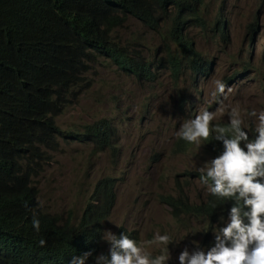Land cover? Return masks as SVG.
I'll list each match as a JSON object with an SVG mask.
<instances>
[{
  "label": "clouds",
  "instance_id": "clouds-1",
  "mask_svg": "<svg viewBox=\"0 0 264 264\" xmlns=\"http://www.w3.org/2000/svg\"><path fill=\"white\" fill-rule=\"evenodd\" d=\"M9 9L15 13L18 21L24 23L28 21V7L25 0H7ZM202 1V0H201ZM130 4L136 10L135 13L126 11V6ZM219 8L218 16L214 23L208 22L206 0L200 7V15L203 14L205 19V27H201L200 23H189L185 33L189 39L193 41L196 51L199 52L197 41L191 36L190 31L194 27H199L210 31L218 44H225L227 41L224 34H220L219 27L222 32L227 33V39L230 40L227 29V17H222L223 6ZM206 6V7H205ZM206 9V10H205ZM98 11L112 12L122 18V21L113 28L116 41L129 43L132 50L142 53L145 61L152 63L153 70L156 72V80L152 78L150 69L140 63H131L130 69L127 65H117L106 62L104 59L96 60L91 65L88 79L92 82L93 74L97 68L112 69L116 67L119 74H123L127 78L132 76L149 89L153 87L162 76L165 70L161 68L160 57L165 56L162 52V39L166 35L168 25L164 17L165 14L153 4L145 0H58L54 4L49 18V30H55L63 35L70 45L86 46L90 48L93 55L97 54L95 50L98 48L99 40L103 35L102 27L95 22V15ZM140 25V28L138 26ZM133 26L131 39L125 40L122 31ZM25 24L18 25L14 32L7 33L0 26V37L5 41L14 38L23 28ZM153 27V29L151 28ZM251 32L256 34V26L251 27ZM154 36L158 37L161 42L158 46L151 45L150 48L145 45L146 40H150ZM256 50V49H255ZM94 51V52H93ZM150 51L152 57L146 58L144 52ZM251 52V53H250ZM248 58L255 55L254 49H249ZM92 55V56H93ZM154 55L159 56L157 58ZM161 55V56H160ZM204 60L196 62L201 67V73L196 74L192 66H188L184 71L191 69L195 73L194 78H204L208 75L207 69L209 65L215 62L211 53L201 54ZM91 56L83 57L84 62L91 59ZM10 64L14 66V71H19L23 67L26 71L28 81L19 82V85H30L31 79L37 77L41 88L49 81V71L41 62L38 52L31 47H19L10 59ZM244 66V64H242ZM215 66V64H214ZM213 66V67H214ZM160 69H159V68ZM245 67V66H244ZM252 67V66H251ZM136 70L139 78L131 73ZM250 68L245 73H250ZM264 70V68H263ZM169 71V70H168ZM183 71V72H184ZM252 73L257 74V69ZM172 80L180 84L182 75L176 81L170 72ZM239 73L228 77L225 84L217 80L215 82L216 91L213 95L224 94L225 87L236 83ZM260 81V92L264 94V72L261 76H256ZM196 87L190 93L188 88H184L183 94L180 95V108L185 106L190 110H194L192 118L183 121L177 130L176 150L180 152L182 144L187 143V150L193 148L194 145L202 144L207 151L215 157L206 161L203 166L199 167L197 173L198 178L207 186L208 200L209 195L219 198H231L233 205L227 211H215L210 215L196 214L192 211H185L179 217L174 214V207H171L174 218H178L184 222V217L188 215H205L209 218V229H204L203 238L204 246L201 247L198 241L193 240L194 247L189 250L187 246L180 251L177 256L178 264H264V107L259 110H251L247 113L253 118V124L248 127L244 123L241 111L233 108L229 113L228 123H215L214 113L208 110L198 108L199 81L196 80ZM91 86V87H92ZM76 91V94H70L66 103L63 105L62 111L54 117L57 134L54 138L52 147L43 141V134L49 127L47 117V108L42 107L41 112L35 115L34 123L28 127L29 134L22 140L16 138H7L10 140L11 148L19 147V162L26 168L31 165L35 173L32 176L30 187L32 190L11 195L0 205L8 211H34L53 217L57 221L58 226L67 228L72 240L69 245L59 246L55 243L52 234L40 231V220L33 216L31 224L36 232L27 234L17 233L12 230L0 229V264H66V260L70 259V264H167L170 258L169 244L172 243L173 237L167 232L164 234L154 233L152 241L142 242L139 236L134 232L133 238L130 237L126 228H122L116 234L106 231L107 223L110 216L114 213L118 203V182L121 178L110 175L100 178L94 186L90 183L86 191L90 193L83 206V209L77 213L70 210L67 215L56 212L45 211L39 202V186L37 185L38 176L56 161L59 153H67L64 149V143L85 144L92 148V155L98 156L104 153H112L114 158H118L122 152V144H120L121 124L129 123V120L118 119V116L99 118H91L88 122L80 124L75 128H65L58 123V118L66 114L75 106L81 105L86 101L83 95L91 89ZM118 90V101L115 103L112 97H109L110 103L115 108L119 106L127 109L131 108L135 103L136 96H130L129 99L122 102V99L131 95L128 88L116 87ZM32 93L35 90L24 88L23 92ZM190 94V95H189ZM76 96V97H74ZM107 98V97H105ZM100 96L93 98L98 102ZM197 113V114H196ZM196 114L195 116H193ZM89 125H96L97 131L102 134L100 138H110V144L103 146L98 145L91 138L94 136H84ZM2 139V138H0ZM161 140V138H160ZM186 150V151H187ZM185 151V152H186ZM184 153V152H180ZM87 165V169L91 170V166ZM201 175V176H200ZM211 181V183H208ZM100 188V194L95 198V192ZM164 199V198H163ZM177 199H184L179 197ZM186 200V199H185ZM187 201V200H186ZM90 203L98 205L105 204L110 207L109 217L100 221L101 237L99 238V250L103 240L109 243L108 255L87 252V242L84 235V221L87 217V208ZM189 203V202H188ZM205 202L192 205H201ZM223 212V213H222ZM222 221V222H221ZM218 223L220 225L218 226ZM103 224V225H102ZM118 226V225H117ZM131 231V230H130ZM6 233V234H5ZM196 232H192L195 234ZM5 234V236H3ZM182 240V239H181ZM180 241V240H179ZM176 241V242H179ZM160 243L164 245L158 254L153 255L147 251L144 245L146 243ZM76 251H79L78 254ZM97 255V256H96ZM95 259V262H94ZM173 264H177L174 262Z\"/></svg>",
  "mask_w": 264,
  "mask_h": 264
},
{
  "label": "rangeland",
  "instance_id": "rangeland-1",
  "mask_svg": "<svg viewBox=\"0 0 264 264\" xmlns=\"http://www.w3.org/2000/svg\"><path fill=\"white\" fill-rule=\"evenodd\" d=\"M206 3L209 11L207 19L212 24L224 4L222 17L228 19L227 32L230 37L227 43L221 45L213 41L214 35L210 31L199 27L191 29L190 34L197 41L199 52L211 53L215 60V66L208 75L196 79L195 73L188 69L183 72L180 84H177L167 71L149 89L133 76L127 78L119 74L116 67L97 68L93 74V86L83 95L86 101L59 116L58 123L73 129L91 118L102 116L129 120V123L121 124L120 144L123 148L120 156L114 158L109 152L93 156L92 148L88 145L64 143L67 153H59L56 161L37 178L42 208L49 213L65 215L70 210L78 213L83 209L90 197L86 191L89 179L94 186L107 175L121 178L118 182L117 207L108 220L106 231L117 235L122 228L135 230L142 242L152 241L154 233L167 232L174 240L168 246L170 258L167 264H178L180 251L185 246L192 250L193 240L205 247L203 233L204 229H209L207 216L188 215L181 222L174 218L172 208L163 201L166 197H183L190 205L208 201L207 186L197 173L199 167L215 156L202 144L194 145L191 151L189 149L184 153L175 147L180 124L192 118L194 113L185 106L180 108L182 90L188 88L191 93L198 80V108L213 112L215 123H228L230 111L238 108L244 123L251 127L253 118L247 113L264 107V94L260 92V81L256 79L264 72V0H206ZM252 26H256V34L251 32ZM133 30V26L123 30V38L131 39ZM160 42L154 36L151 41L146 40L145 45L150 48L151 45L158 46ZM250 48L254 49L255 55L248 58ZM144 55L146 58L152 57L150 51L144 52ZM247 68H250V73H245ZM254 69H257V74L252 73ZM235 73L240 74L236 83L225 87L224 94L214 96L215 82L220 80L225 84L229 75ZM121 86L132 92L122 102L136 96L135 103L129 109L122 106L115 108L108 103L109 97L115 103L118 101L116 87ZM97 96L101 99L93 101ZM86 164L91 166V170L87 169ZM144 247L156 255L164 245L146 243ZM108 251L109 243L103 240L97 255H108Z\"/></svg>",
  "mask_w": 264,
  "mask_h": 264
},
{
  "label": "trees",
  "instance_id": "trees-1",
  "mask_svg": "<svg viewBox=\"0 0 264 264\" xmlns=\"http://www.w3.org/2000/svg\"><path fill=\"white\" fill-rule=\"evenodd\" d=\"M57 1L25 0L28 7V21L24 23L22 20L19 22L15 13L9 9L7 0H0V26L7 33L14 32L19 23L25 24V27L14 38H8L5 41L0 37V138H2L0 139V202L11 195L32 190L30 184L35 173L31 165L25 168L18 161L20 149L19 147L12 149L10 140L7 138L22 140L29 134L28 127L34 123L35 115L41 112L42 107H48L49 127L42 138L52 147L57 134L54 117L62 111L68 95L76 94V91L88 90L92 86L88 73L93 62L97 59H104L108 63L127 65L129 69L131 63H140L150 69L153 80H156V72L153 70L152 63L145 61L141 52L132 50L129 43L116 41L117 32L112 30L122 21V18L112 12L98 11L95 15V22L103 30L95 55L89 47L70 45L63 35L55 30H49L50 12ZM145 1L153 4L165 14L164 20L168 25L166 35L162 39V52L165 56L159 58L162 70H169L176 81L180 79L188 66H192L196 74L201 73V67L196 65V62L201 59L202 55L196 51L193 41L189 39L185 31L189 23L196 22L200 23L201 27H205L204 16L200 15L203 0ZM125 8L129 13L136 12L130 4ZM219 32L223 33L221 26ZM19 47L35 49L41 62L47 67L49 81L42 86V93H40L41 82L37 77L31 79L30 85H19V82L28 81L23 67L19 66L20 70L16 72L14 66L10 64L12 55ZM88 56L92 58L89 62H84L83 57ZM154 57L159 56L154 55ZM131 73L139 78L136 70ZM30 86L35 90L34 92H23L24 88H30ZM84 136L96 137L91 139L98 145L110 144V138H100L102 134L97 131L96 125H89ZM187 148V143L182 144L180 152H185ZM99 194L100 188L95 192V198ZM163 200L174 207V214L177 217L185 211L206 215L213 212L215 214L216 210L225 212L233 205L231 198H219L211 194L209 200L199 206L190 205L185 199L175 197H166ZM109 210L110 207L107 208L105 204L90 203L88 205L87 217L84 221L87 252L91 251L92 254L98 252V240L102 235L100 221L109 217ZM33 216L40 220V231L52 234L57 245L66 246L71 243L72 237L67 228L58 226L55 218L40 212H11L0 205V229H9L23 234L36 232L31 224Z\"/></svg>",
  "mask_w": 264,
  "mask_h": 264
},
{
  "label": "bare ground",
  "instance_id": "bare-ground-1",
  "mask_svg": "<svg viewBox=\"0 0 264 264\" xmlns=\"http://www.w3.org/2000/svg\"><path fill=\"white\" fill-rule=\"evenodd\" d=\"M223 34H224V38H225V40L228 42L229 41V39H227V33L225 32V30H224V32H223ZM251 53V52H250ZM249 53V54H250ZM201 54H203V53H201ZM202 59L204 60V58L202 57ZM214 64H215V62H213V63H211L209 66V69H207V73H209L212 69H213V66H214ZM197 114V113H196ZM196 114H194L193 116H195ZM23 136V135H22ZM90 176H91V174H90ZM103 225V224H102ZM134 232H135V230H131V231H128L127 232V234L130 236V237H132L133 238V236H134ZM78 254H80L79 253V251H76ZM70 262H71V260L70 259H68V260H66V264H70Z\"/></svg>",
  "mask_w": 264,
  "mask_h": 264
}]
</instances>
